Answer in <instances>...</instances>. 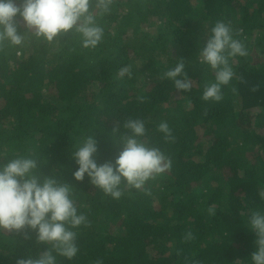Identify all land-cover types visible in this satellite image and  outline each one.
Instances as JSON below:
<instances>
[{
	"label": "trees",
	"instance_id": "trees-1",
	"mask_svg": "<svg viewBox=\"0 0 264 264\" xmlns=\"http://www.w3.org/2000/svg\"><path fill=\"white\" fill-rule=\"evenodd\" d=\"M227 17L248 54L230 59L235 75L222 100L204 101L214 72L198 53ZM97 23L104 38L91 49L75 33L49 43L23 32V45L0 47V164L35 159L38 175L69 184L88 220L77 230V255L57 264H249L255 237L246 218L264 211V0H113ZM178 59L193 81L188 92L164 78ZM125 67L131 75L121 77ZM128 119L145 122L139 139L171 169L139 190L122 185L119 199L87 177L75 181L72 152L94 136L97 163L114 161ZM45 247L34 232L0 231V264Z\"/></svg>",
	"mask_w": 264,
	"mask_h": 264
},
{
	"label": "clouds",
	"instance_id": "clouds-1",
	"mask_svg": "<svg viewBox=\"0 0 264 264\" xmlns=\"http://www.w3.org/2000/svg\"><path fill=\"white\" fill-rule=\"evenodd\" d=\"M112 4L113 0H95L94 4L93 0H0V47L5 43L11 47L23 45L22 33L26 32L49 43L61 35L75 33L82 48H95L104 38V29L97 18L109 13ZM17 16L24 23L23 32L18 31ZM204 37L197 59L214 72V80L205 84L202 99L219 102L223 98L222 87L229 85L235 75L230 59L248 53L222 21H217ZM176 61L164 78L171 80L177 91L188 92L193 81L187 76L183 59ZM126 74L131 75L130 69L122 68L119 75ZM123 128L127 131L120 142L122 150L114 161L97 163L94 136L86 137L71 154L76 165L73 179L80 182L87 177L92 186L113 199L123 195L122 185L142 189L147 181L172 166L159 148L139 139L146 134L143 120L128 119ZM158 131L165 139H172L167 122H160ZM37 169V161L24 155L0 164V231L25 233V238L34 232L36 242L46 246L34 257L18 258L16 264H57V256L71 261L79 251L77 230L88 226L87 217L77 208L68 183H60L52 176L42 177ZM259 195L264 199V191ZM208 211L216 213L215 208ZM246 228L255 237L249 264H264V211H252L246 218Z\"/></svg>",
	"mask_w": 264,
	"mask_h": 264
},
{
	"label": "rangeland",
	"instance_id": "rangeland-1",
	"mask_svg": "<svg viewBox=\"0 0 264 264\" xmlns=\"http://www.w3.org/2000/svg\"><path fill=\"white\" fill-rule=\"evenodd\" d=\"M242 3H243V2H242ZM244 4H246V3H244ZM20 19H21V18H20ZM224 21L226 22V24H228V23L230 22V20H229V18H228V17H227V18H225V20H224ZM225 22H224V23H225ZM18 56H21V57L23 56V54H22V52H21V51L19 52ZM247 155H248V157H249V158H253V157H254L255 155H257V154H256V152H255V151H253V152H249ZM218 175H219V174H218Z\"/></svg>",
	"mask_w": 264,
	"mask_h": 264
}]
</instances>
